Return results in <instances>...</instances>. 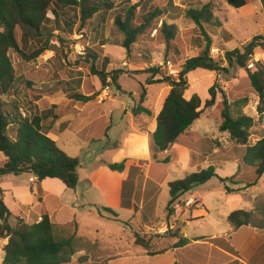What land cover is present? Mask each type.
I'll return each instance as SVG.
<instances>
[{
	"label": "crops",
	"instance_id": "crops-1",
	"mask_svg": "<svg viewBox=\"0 0 264 264\" xmlns=\"http://www.w3.org/2000/svg\"><path fill=\"white\" fill-rule=\"evenodd\" d=\"M110 12L97 14L93 21L98 15L106 16ZM121 40L118 42L120 45ZM106 46L107 43L102 46L103 49ZM51 49L35 61L52 62L55 51L53 47ZM103 55V58L110 59L104 52ZM124 64L127 65V62ZM51 69L44 66L35 71L33 81L22 79L26 85L23 91L29 97L25 96L28 107L21 106L23 104L16 98V92L15 99L29 118L41 119L48 136L64 152L80 159L79 184L71 190L58 179L40 182L30 173H27L31 175L28 185L22 181L14 184L11 181L14 179H7L14 175L0 176V189L11 213L9 224L12 227L18 220L27 224L40 223L47 215L59 236L68 237L72 231L76 233L75 253L67 264H264V229L253 226L234 229L228 221L229 215L239 207H244L245 211L254 210L255 205L249 198L235 195L229 199L238 201V204L231 205V212L221 216V227L213 236L196 233L199 222L206 221L210 214L191 207L176 212L167 222L171 230L178 231L177 235L159 240L147 237L148 247L136 242L135 235L143 238L157 231L150 227H156L163 217L159 212L160 200L166 187L170 194L174 166H181L184 170L191 165L197 167V163L213 161L218 154V149L214 146L212 150L211 147L214 134L207 126V119L205 123H200L202 118H206V112L176 144L165 153L156 154L155 158L149 130L171 89L169 84L162 83L156 94L162 102H157L152 108L155 101L145 106L147 96L143 103L140 99L139 105L121 101V93L126 92L121 87L120 92L114 93L110 79L108 87H111L112 95L107 91L108 87H102L96 76L94 87L88 92L84 86L69 90H66L67 85L60 88L63 81L61 79L59 83L56 72ZM107 72H112L108 66ZM50 74V79H47ZM72 91L93 98L87 102L77 101L68 97V92ZM140 105L151 115H135L133 111ZM202 141L209 147H203ZM166 158L170 159L168 164L163 163ZM234 160L238 163L239 172L240 161L237 158ZM5 161L0 152V165ZM122 163L125 164L122 172L110 169L111 165ZM251 189L253 187L242 190L243 194ZM191 197L197 201V207L202 205L199 198ZM170 198L169 195L168 203ZM103 208L112 209L117 218L100 215L99 209ZM7 244L8 239H0V264L4 262Z\"/></svg>",
	"mask_w": 264,
	"mask_h": 264
},
{
	"label": "trees",
	"instance_id": "trees-1",
	"mask_svg": "<svg viewBox=\"0 0 264 264\" xmlns=\"http://www.w3.org/2000/svg\"><path fill=\"white\" fill-rule=\"evenodd\" d=\"M154 1L139 0L133 3L132 0H122L118 4L121 7L114 24L124 35L121 46L127 55L156 20L164 15H167L170 21L178 19L176 15L170 13L177 8L174 0H167L164 7ZM225 1L235 9L244 8L249 4V0ZM261 3L264 11V0H261ZM118 5L113 0H0V152L6 158L0 165V176L30 173L40 182L58 179L71 190L77 188L80 159L69 156L48 136L39 117L23 118L20 113V103L15 99L17 78L11 55L15 54L26 63L33 62L52 50L53 39L65 43V39L75 33L77 25L79 29L84 30L97 14L116 11ZM187 16L200 29H204V25L213 27L217 25L216 28H223L220 21L214 22L215 16L210 10V4L200 10L189 9ZM176 30V25L163 21L160 32L167 48L174 41ZM56 31L57 35H54ZM204 34L207 40L205 51L198 57L186 60L179 81H169L171 89L149 130L151 149L155 158L156 154L165 153L176 144L179 138L217 103L218 87L215 85L208 89V97L205 100L200 95L189 92V75L192 72L202 70L213 74L227 71L222 67V63L216 62L211 56L212 39L208 33ZM258 49L264 51L263 36H255L241 49L226 52L225 61L229 67L239 66L247 71L251 87L259 98L257 112L264 116V64L253 61ZM89 57L93 59L91 73L98 77L102 87H108L110 79V84L115 85L120 92L122 89L118 80L126 72L117 69L109 73L107 72L109 58H104L99 64L97 55L89 54ZM251 62L253 66L248 68ZM153 72L159 71L155 69ZM165 81L151 79L147 84ZM10 94L13 101L3 99ZM145 94L144 88L141 103L144 102ZM68 97L82 102L93 98L76 91L68 92ZM222 97V123L219 129L223 133H228L237 146L245 149L239 158V172L230 178L220 179V182L225 185L230 182L238 186L243 182L240 176L242 170L251 167L255 179L245 182L247 184L245 188L255 187L264 175V135L254 145H250L255 120L244 112L248 100L231 104L224 93ZM133 113L151 115L150 111L141 105L134 109ZM169 162V158L163 160L165 164ZM124 168V163L110 166L111 170L118 172H122ZM217 177L215 167L210 166L171 182L168 206H173L180 197L191 192L196 186H203ZM227 191L234 192L229 189ZM99 214L117 218V214L108 208L99 209ZM10 217L11 213L5 205L3 191L0 189V239H8V244L4 248L3 264H67L71 261L75 253L76 233L72 231L68 237L59 236L47 215L43 216L40 223L27 224L18 220L13 227L9 224ZM228 221L234 229L243 226L264 229V206L258 203L252 211H234L229 215ZM135 236L137 244L148 247V242L144 238L140 235Z\"/></svg>",
	"mask_w": 264,
	"mask_h": 264
},
{
	"label": "rangeland",
	"instance_id": "rangeland-1",
	"mask_svg": "<svg viewBox=\"0 0 264 264\" xmlns=\"http://www.w3.org/2000/svg\"><path fill=\"white\" fill-rule=\"evenodd\" d=\"M117 5L122 0H113ZM139 0H132L133 3H137ZM155 3L160 6H165L167 0H155ZM176 11L169 12L172 15L178 17L175 21H170L167 15H164L160 19L156 20L142 36L139 42L134 45L127 55L126 50L118 43L120 39H124L123 33L115 26V17L120 12L121 5H118L116 11H112L106 16L98 15L94 21L91 22L84 30L79 29L76 26L75 33L65 39V43H61L57 39H53L52 47L55 51L53 61L43 63V60L33 61L31 63H24L18 56L12 54V60L15 67V73L17 78L16 86V98L20 100L21 106L28 107L25 100V96L29 98L28 93L23 91V86H26L24 80H34V72L38 71L44 66L51 69L52 72H56V80L61 81L63 84L60 88L84 86L88 92L93 89V81H96V77L91 73L92 57L91 55H97L100 64L104 60V55L110 57V64H108V70L114 71L117 69L124 70L126 73L120 76L119 83L126 94H122L119 97L123 102L131 101L140 104L142 99L143 89L146 88L145 106H150L152 102V108L156 107L157 102L161 104L162 100H158L157 92L162 88V83H156L154 85H147L146 80L150 79H165L164 83L169 84L174 77L170 76L168 69L163 65L166 62H171L175 69L182 70L186 60L198 57L203 54L206 48V37L204 32L212 39V48L219 50L220 55L212 56L216 59V62H220L223 68L227 71L219 73H206L202 70H197L189 75V92L191 94H198L203 100L208 95V89L215 85L218 87V97L215 107L206 111V118H202L200 123H205L207 119V126L214 136L212 150L214 146L218 149V154L214 156L213 161H201L195 165H191L189 169H182L181 166H174L175 174L174 179L179 180L185 178L188 174L196 173L200 170L206 169L209 166H213L216 169L218 175L217 178H213L207 184L203 186H196L191 193L180 197L176 203L169 207L168 197L169 191L167 187L164 189L160 200V213L162 219L155 227L157 231L151 232L150 235L143 238L148 241L147 237H151L159 240L162 237H172L178 234L176 229L171 230L169 223L170 217L175 215L176 212H181L187 208L184 201L189 199L190 196L199 198L202 202L199 207L193 206L194 210L209 213L206 221H200L197 234L201 236H213L221 227V216L228 215L231 212V205L238 204L236 200H230L233 195L244 199L249 198L253 205L258 204L264 206V175L260 179L257 186L253 187L250 192L243 194L242 190L245 188L248 182L255 179L254 170L251 167H245L240 176H242V183L238 186L227 182V185L220 182V179L230 178L237 174L238 163L234 158L239 159L243 154L244 149L238 148L235 142H233L228 133H222L220 131V125L222 123V106L223 100L222 94L226 95L229 103L233 104L236 101L248 100V105L245 107L244 112L255 120V126L252 130V137L249 144L254 145L258 139L264 135V116H261L257 112V106L259 104V98L251 87L247 71L239 66L229 67L225 61V55L228 51H233L236 48L241 49L245 44L250 42L255 36L264 37V11L261 0H249V4L241 9H235L229 6L225 0H174ZM210 4V10L214 14V22L220 21L223 28H216L213 26L204 25V29H200L188 16L187 11L189 9H202L205 5ZM72 15V14H70ZM52 17V16H51ZM103 17V20L102 18ZM167 21L168 24L176 25V37L171 42L170 47L167 48L164 38L161 36V27L163 21ZM155 30L157 34L155 35ZM54 35H57L55 32ZM121 40V41H122ZM107 43V46L103 49V45ZM85 53L81 55L80 53ZM89 53V54H88ZM127 57V58H126ZM254 62H261L264 64V51L258 49L253 56ZM127 62V65L124 63ZM125 66H124V65ZM253 66V62L249 64L248 68ZM40 68V69H39ZM82 69V70H79ZM158 69L159 72L154 73L153 70ZM45 76V71L43 72ZM47 76V79H50ZM71 82H66V81ZM175 81V80H173ZM70 83V84H69ZM147 85V86H146ZM27 91V90H26ZM109 94L112 95L111 87L107 88ZM167 94V93H166ZM163 97H165V95ZM6 101H13L11 94L8 97H4ZM13 99V100H12ZM163 99V98H162ZM31 110V109H30ZM201 145L205 148L209 147V144L201 142ZM182 150V149H181ZM183 155V154H182ZM223 157H225V160ZM218 158V159H217ZM232 158V159H228ZM31 175L24 174L21 177L14 176L8 177L14 184H19L18 181H22L25 185H28ZM244 188V189H243ZM234 191L228 193L227 190ZM179 205V206H177ZM247 204L245 203V206ZM236 210H244V207H239ZM178 217V216H177ZM163 220V221H162ZM162 222L163 225H162ZM166 222V224H165ZM220 226H219V225ZM111 251V250H108Z\"/></svg>",
	"mask_w": 264,
	"mask_h": 264
},
{
	"label": "built area",
	"instance_id": "built-area-1",
	"mask_svg": "<svg viewBox=\"0 0 264 264\" xmlns=\"http://www.w3.org/2000/svg\"><path fill=\"white\" fill-rule=\"evenodd\" d=\"M157 32H158V31L155 30V35L157 34ZM79 53H80V52H79ZM80 54H81V55H84L85 53H80ZM211 55L215 57V56L220 55V52H219V50L213 49L212 52H211ZM163 67L166 68V69H168L170 76L174 77L173 80H175V81H179V76H180L181 70H179V69H175V68H174V65H173L171 62H169V61L166 62V63L163 65ZM20 113L22 114V117H23V118H29L27 112H26L23 108L20 109ZM184 204H185V206H186L187 208H191V207L197 205V201H196L193 197H191V198L185 200V201H184ZM177 206H179V205H177Z\"/></svg>",
	"mask_w": 264,
	"mask_h": 264
},
{
	"label": "water",
	"instance_id": "water-1",
	"mask_svg": "<svg viewBox=\"0 0 264 264\" xmlns=\"http://www.w3.org/2000/svg\"><path fill=\"white\" fill-rule=\"evenodd\" d=\"M113 91H114V93H118V90H117L115 85L113 86Z\"/></svg>",
	"mask_w": 264,
	"mask_h": 264
}]
</instances>
